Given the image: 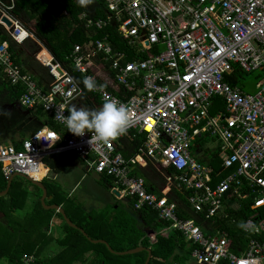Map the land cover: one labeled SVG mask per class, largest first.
<instances>
[{
  "label": "built area",
  "instance_id": "2783aa9c",
  "mask_svg": "<svg viewBox=\"0 0 264 264\" xmlns=\"http://www.w3.org/2000/svg\"><path fill=\"white\" fill-rule=\"evenodd\" d=\"M102 2L105 17L87 20L85 28L112 27L126 49H115L104 34L75 44L62 63L14 14L15 0H0L3 34L15 44L31 40L38 46L33 56L47 69L50 82L46 89L39 87L12 60L7 41L0 42V75L22 88L20 107L41 110L62 130L44 125L19 148L0 145L1 175L6 181L14 174L37 180L32 175L45 158L73 154L88 170L111 179L109 189L117 200H132L135 210L150 209L167 223L157 235L179 233L192 247L196 264H264V241L253 237L264 234L260 213L243 223V233L251 237L235 254L225 229L205 230L194 219L180 218L177 204L169 200L172 189L182 191L189 211L202 222L224 221L245 201L255 211L264 208V0ZM236 71L237 80L256 74L255 93L229 82ZM76 74L96 79L100 87L92 93L101 103L116 99L127 105L131 123L124 135L89 144L91 133L77 137L66 130L55 114L67 116L71 103L82 96ZM137 135L144 136L138 153L125 158L121 141ZM203 135L217 143L225 172L219 179L194 152ZM147 164L165 180L157 193L133 173ZM22 263L34 264L33 256L23 255Z\"/></svg>",
  "mask_w": 264,
  "mask_h": 264
},
{
  "label": "trees",
  "instance_id": "16d2710c",
  "mask_svg": "<svg viewBox=\"0 0 264 264\" xmlns=\"http://www.w3.org/2000/svg\"><path fill=\"white\" fill-rule=\"evenodd\" d=\"M14 14L53 57L62 63L67 62L66 58L75 44H81L89 38H100L104 34H109L115 49H126L125 44L117 37L112 27L99 32L85 28L87 20L105 17L102 0H91V3L85 6H81L78 0H15ZM2 41H7L12 60L21 65L23 71L30 74L39 87L46 89L50 82L47 69L33 56L38 46L31 40L22 45L15 44L3 34L0 28V42ZM238 76L236 71V75L234 74L229 82L233 85L238 84L243 89L244 86L237 80ZM75 77L81 83L83 89L81 98L86 108L99 109L102 103L98 97L92 91L84 89L80 75L76 74ZM255 77L257 78V76ZM22 92L20 86L10 85L0 75V109L8 103L23 110L17 104ZM27 112L33 118L46 117L41 110ZM46 121L44 124L49 128L62 132L51 118ZM143 139V135H137L133 140H124L123 155L131 157L137 153ZM207 139L208 137L203 135L195 143L196 147L198 146L201 150L197 159L202 164L211 167L213 172L211 175L219 179L225 175L220 167L219 149L210 151L204 147ZM15 147L19 148V144H16ZM54 164L51 166L57 170L58 163L53 166ZM146 166L138 167L133 173L144 178L147 189L154 191L158 186L165 184V180L150 164ZM169 171L174 172L171 168ZM100 181L106 187L111 186V179L108 177L100 176ZM6 184L7 181L0 173V192L5 190ZM38 191L41 192L39 189ZM27 196L28 192L24 185L15 179L12 180L7 193L0 196V215L2 217L0 218V264H23V255H32L34 264H144L147 258L146 251L123 256L111 253L104 244H93L78 229L69 227L59 213L42 208L39 199L34 205L35 208L31 212H24L20 218L17 212L24 210ZM169 200L177 204V214L180 218L194 219L197 223L203 224L205 230L211 226L225 229L229 238V249L235 254H239L245 249L249 237H251L243 233V223L247 219L253 218L256 212L264 216V208L255 211L251 208L249 201H245L239 210L231 212V217L224 221L210 219L202 222L203 218L200 215L190 213L185 194L172 189ZM127 201L128 211L121 209L115 203L109 212H85L70 198L61 201L54 197L51 202L46 204L62 206L72 223L83 229L92 240H105L114 252L144 247L151 251L149 264H190L192 247L185 242L181 235L172 231L167 237L156 235L155 239L151 241L142 230L147 228L150 231H158L168 224L156 219L154 211L147 208L135 210L134 202L129 199ZM92 213H96V215H92ZM53 215L61 219L64 236L57 240L59 250L55 251V254L52 252L43 253L44 248L52 242V238L42 233V228L46 226ZM253 237L264 241V234Z\"/></svg>",
  "mask_w": 264,
  "mask_h": 264
},
{
  "label": "rangeland",
  "instance_id": "374dc122",
  "mask_svg": "<svg viewBox=\"0 0 264 264\" xmlns=\"http://www.w3.org/2000/svg\"><path fill=\"white\" fill-rule=\"evenodd\" d=\"M256 74H246L243 75L239 79V83L243 85V90L247 93H255L256 92V81L257 78L255 77ZM4 110V109H3ZM7 112H10L9 109H7ZM15 116H0V132L2 134H14L15 129L17 128V120L14 118ZM23 116L19 115L18 116V124L19 123H24L21 122L23 120ZM42 119V118H41ZM37 124L36 121L29 120L25 124H19V127L22 126L19 131L18 136L20 135H27L28 133L34 129L35 125ZM2 136V135H0ZM15 136V135H14ZM2 140V139H0ZM2 142V141H0ZM10 140L4 141V144H10ZM206 147L210 151H214L216 149L217 143L214 142L213 139L208 138L205 143ZM198 156V154H196ZM56 158L59 159V157L55 156L49 159L50 165L53 164V160ZM57 159V161H58ZM60 176L58 178L59 185L62 186L60 188L61 194L64 196V198H67L66 196L69 195L70 199H72L73 203L75 205H78L79 207H82V209L85 212H100V211H107L109 212L111 210V207L114 205L115 202L119 205V207L125 211H128L127 207V200H121L117 201L113 194H111L108 190V188H105L102 184V182H99L98 177L91 173H84V177L80 178V176L83 175L84 170L82 169L77 170L74 167V163L70 159L67 160L66 164H63L60 169ZM79 173V174H78ZM78 174V176H76ZM15 180L20 181L21 184H24L25 188H27L29 185V182H27L25 179L20 178V177H14ZM79 180V183L77 186L74 188L76 181ZM63 183V185L61 184ZM37 191V190H36ZM30 192V191H29ZM38 194V191L37 193ZM29 195V193H28ZM39 195V194H38ZM33 196V195H32ZM32 196L29 198L27 197V202L25 205V209L23 211H18L17 214L18 216L21 213L26 212L25 210H30V203L32 202ZM35 208L34 206L31 208L33 210ZM43 208V206H42ZM92 215H96V213H92ZM21 217V216H19ZM56 220L60 223H62L61 219L59 217H56ZM50 229L54 236L58 235L57 229L51 227ZM4 264V263H3ZM190 264H196L192 260H190Z\"/></svg>",
  "mask_w": 264,
  "mask_h": 264
},
{
  "label": "crops",
  "instance_id": "0c3cea01",
  "mask_svg": "<svg viewBox=\"0 0 264 264\" xmlns=\"http://www.w3.org/2000/svg\"><path fill=\"white\" fill-rule=\"evenodd\" d=\"M103 104V103H102ZM73 106H75V107H77V108H80V107H86L85 106V104H84V102H83V100H82V98L81 97H79L78 99H76L75 101H73L72 103H71V106H70V108L71 107H73ZM69 108V109H70ZM100 108V107H99ZM2 109H4L5 111H7V109H9V111H10V113H11V117H13V116H15L14 118L17 120V124H16V126H17V128L15 129V133L14 134H2V132H0V135H2V136H0V139H2V140H0V141H2V142H0V145H3L4 143V141H7V140H10L11 142H10V144H12V145H16V144H19L20 145V142L23 140V139H25V138H27L28 136H30L32 133H34L36 130H38V129H41L44 125H46V124H44V122H47L46 120L47 119H49V117L45 114L44 116H46V117H38V119L37 118H33L26 110H22V109H19V107H17V106H15V105H12V104H8V103H6V104H4L3 106H2ZM44 114V113H43ZM19 115H22L23 116V120H21V122H24L25 124L27 123V121H29V120H33V121H36L37 122V124L35 125V127H34V129L30 132V134L28 133L27 135H25V134H23V135H20V136H18V134L17 133H19V131L21 130L20 128L23 126H20L19 127V124H24V123H19L18 124V116ZM42 118V119H41ZM41 127V128H40ZM21 132V131H20ZM15 135V136H14ZM134 139V138H133ZM133 139H130V138H125V139H123L122 141H121V143H120V146H119V150L121 151V153H122V151L125 149V143L123 142L124 140H133ZM4 145H9V144H4ZM204 147H206V145L204 146ZM207 148V147H206ZM195 152V154H200L201 153V150H200V148L199 149H197V150H195L194 151ZM138 153V152H137ZM137 153H135V154H137ZM134 154V155H135ZM122 155H123V153H122ZM133 155V156H134ZM55 156H57V157H59V159L58 158H56V160L54 159L53 160V166H55L57 163H58V168H57V170H55L54 169V167H52L51 165H49L50 164V161H49V159H51L52 157H55ZM124 156V155H123ZM133 156H131V157H133ZM199 156V155H198ZM197 156V157H198ZM125 157V156H124ZM125 158H130V157H125ZM57 159H58V161H57ZM68 159H70L71 161H72V163H74V167L77 169V170H84V172H83V175L82 176H80V178H83L84 177V173L86 174V173H88V172H91V173H93L92 171H90V170H88L87 169V167L84 165V163L78 158V157H76L75 155H73V154H70V153H64V154H58V155H53V156H50V157H48V158H45L44 159V169H45V171H44V174H43V177L41 178V179H39V182H41L42 183V185L45 187V189H46V193H47V198H46V203L47 202H51L52 200H53V198L55 197V198H59V200H63V199H65L64 198V196L61 194L62 192H61V190H60V188H62V186L61 185H59V182H58V178H59V176H60V169H61V166L63 165V164H66L67 163V160ZM145 167H147V166H145ZM211 168V167H210ZM170 169V168H169ZM169 169H167V172L169 173V174H172V172L171 171H169ZM79 174V173H78ZM78 174L76 175V176H78ZM93 174H95V173H93ZM159 174V173H158ZM97 177H98V179H99V182H100V176L99 175H97V174H95ZM160 175V174H159ZM42 176V172L39 174V176L38 177H41ZM161 177H162V175H160ZM163 178V177H162ZM14 179V178H13ZM44 182V183H43ZM79 183V180H77L76 181V183H75V186H74V188L77 186V184ZM62 185H63V183H61ZM22 185H24V184H22ZM29 185L30 186H28L27 188H26V190H27V192L29 193V195L27 196L28 198L30 197V196H32V202L30 203V210H25L26 212H31L32 211V207L35 205V203H36V201L39 199V202H40V198H41V195H42V191L38 188V187H36V186H34V185H32L31 183H29ZM60 186V188H59V186ZM103 185V184H102ZM105 188H108V190H109V192H110V189H109V186H107L106 187V185H103ZM164 186V184L163 185H160V186H158L157 188H156V190H154L153 192H155V193H157L162 187ZM25 187V186H24ZM41 191V192H39L38 191V189ZM38 191V194H36L37 193V191ZM30 191V192H29ZM177 191H179V190H177ZM180 192H182V191H180ZM111 193V192H110ZM183 193V192H182ZM112 194V193H111ZM184 194V193H183ZM114 196V195H113ZM67 198H70L69 197V195L68 196H66ZM115 198V197H114ZM116 199V198H115ZM117 200V199H116ZM124 200H126V199H124ZM28 200L26 199V203H28L27 202ZM117 201H121V200H117ZM26 203H25V205H26ZM115 203H117V202H115ZM114 203V204H115ZM52 203H48L47 205H51ZM127 205H128V201H127ZM42 206V205H41ZM119 206V205H118ZM62 207V206H61ZM115 208L117 207V206H114ZM24 209H25V206H24ZM46 210V209H45ZM65 211V210H64ZM89 212V211H88ZM190 213H191V211H190ZM24 213H21L19 216H22ZM179 216V215H178ZM0 218H2L1 217V215H0ZM21 218V217H20ZM62 225H61V223L60 222H58L57 220H56V215H53L52 217H51V219L48 221V223L46 224V226H44L43 228H42V233H44L46 236H48L49 238L51 237L52 238V242H50L45 248H44V251H43V253H45V252H47V253H50V252H52L53 254H55V251L57 252V250H59V246L57 245V240L58 239H61V238H63V236H64V232H63V230H62V227H61ZM51 227H53V228H55V229H57V232H58V235L57 236H54V234H53V231L52 232H50L51 230L50 229H52ZM164 227H167V225H165V226H163V227H161V228H164ZM160 228V229H161ZM144 233H145V235H147L149 238H150V240L151 241H153L154 239H155V237H156V235H157V231H150L149 229H147V228H144L143 230H142ZM168 232H172V231H168ZM152 234H154L155 236L154 237H151V235ZM158 235H160V234H158ZM160 236H162V235H160ZM168 236V233H167V235H164L163 237H167Z\"/></svg>",
  "mask_w": 264,
  "mask_h": 264
},
{
  "label": "clouds",
  "instance_id": "9594fccd",
  "mask_svg": "<svg viewBox=\"0 0 264 264\" xmlns=\"http://www.w3.org/2000/svg\"><path fill=\"white\" fill-rule=\"evenodd\" d=\"M78 3L85 6L91 3V0H78ZM82 83L84 89L88 91L100 87L96 79L90 75L84 76ZM10 115V112L0 109V116ZM55 115L63 122L66 130L74 136L83 137L85 133H91L87 141L89 144L109 143L124 135L131 123L127 105L116 99L106 100L99 109L73 106L69 109L67 116L63 113H56ZM35 181L39 182V180Z\"/></svg>",
  "mask_w": 264,
  "mask_h": 264
},
{
  "label": "water",
  "instance_id": "95a60500",
  "mask_svg": "<svg viewBox=\"0 0 264 264\" xmlns=\"http://www.w3.org/2000/svg\"><path fill=\"white\" fill-rule=\"evenodd\" d=\"M4 21L9 25V22L8 21H6V20H4ZM14 177L23 178L27 182H29L32 185L38 187L42 191V195H41V198H40V204L43 206V208L46 209V210H53V211L59 213L61 215L62 219L64 220V222L69 227L78 229L80 231V233H82V235L84 237H86L87 240L90 241L91 243H93V244H104L107 247V249H108L109 252L114 253L116 255H120V256H123V255H131V254L139 253V252H142V251H146L147 252V258H146L144 264H149V261H150V258H151V251H150V249H146L144 247H136L134 249L127 250V251H123V252H114L111 249V247L109 246V244L105 240H92L90 237H88V235L84 232L83 229L78 228L74 223H72L70 221V219L67 217L64 209L61 206H58L56 204L47 205L46 204L47 193H46L45 187L42 185L41 182L35 181V180L31 179L28 176H25V175H22V174H14V175H12L9 178V180L7 181L5 190L2 191V192H0V196H4L7 193V191L9 189V187L11 185V182H12V180H13Z\"/></svg>",
  "mask_w": 264,
  "mask_h": 264
},
{
  "label": "bare ground",
  "instance_id": "6f19581e",
  "mask_svg": "<svg viewBox=\"0 0 264 264\" xmlns=\"http://www.w3.org/2000/svg\"><path fill=\"white\" fill-rule=\"evenodd\" d=\"M44 171H45L44 167H42L40 165L38 167L37 171H35L32 176L35 177L37 180H39V179H41L43 177ZM41 172H42V176L41 177H38Z\"/></svg>",
  "mask_w": 264,
  "mask_h": 264
}]
</instances>
